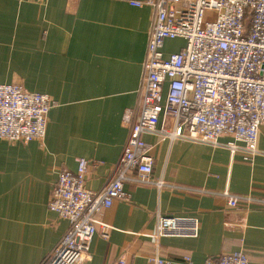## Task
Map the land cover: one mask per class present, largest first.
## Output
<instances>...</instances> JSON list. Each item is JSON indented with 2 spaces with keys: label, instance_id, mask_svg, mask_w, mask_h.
I'll use <instances>...</instances> for the list:
<instances>
[{
  "label": "crops",
  "instance_id": "0c3cea01",
  "mask_svg": "<svg viewBox=\"0 0 264 264\" xmlns=\"http://www.w3.org/2000/svg\"><path fill=\"white\" fill-rule=\"evenodd\" d=\"M132 1L0 0V83L54 100L43 140L0 139V264H39L66 231L68 221L48 207L59 168L75 172L78 158L87 159L89 190L115 175L154 14ZM170 41L165 55L178 49ZM162 125L172 129L173 121L161 119L157 129ZM142 138L152 145V176L174 187L124 182L130 200L114 199L102 211L110 229L103 236L97 226L88 264H117L123 253L127 264H185V257L204 264L232 251L264 264V128L252 160L242 147L230 152V136L211 144L162 138L159 131ZM225 190L261 201L231 208ZM160 215L195 216L199 233L154 238Z\"/></svg>",
  "mask_w": 264,
  "mask_h": 264
},
{
  "label": "built area",
  "instance_id": "2783aa9c",
  "mask_svg": "<svg viewBox=\"0 0 264 264\" xmlns=\"http://www.w3.org/2000/svg\"><path fill=\"white\" fill-rule=\"evenodd\" d=\"M154 9L143 61L140 95L123 121L128 135L116 163L115 175L99 190L85 187L89 161L78 158L77 169L61 167L51 189L48 207L68 227L49 255L39 264H88L90 243L97 226L107 236L110 226L102 211L114 199L130 200L124 182L172 186L152 176V145L144 133L159 131L162 138L217 143L230 136L227 147L252 160L259 128H264V0H134ZM205 11L216 14L203 21ZM166 40H182L165 55ZM54 100L17 83H0V139L9 142L43 140L47 116ZM169 117L172 129L159 121ZM241 142L242 145L238 143ZM179 187V186H176ZM191 189V188H187ZM228 207L261 201L251 196L220 193ZM199 220L189 215H160L154 238H193ZM156 262H161L153 258ZM185 264H190L185 257ZM117 264H127L125 253ZM204 264H248L243 251L221 254Z\"/></svg>",
  "mask_w": 264,
  "mask_h": 264
},
{
  "label": "rangeland",
  "instance_id": "374dc122",
  "mask_svg": "<svg viewBox=\"0 0 264 264\" xmlns=\"http://www.w3.org/2000/svg\"><path fill=\"white\" fill-rule=\"evenodd\" d=\"M215 16H216V14L214 12L205 11V13L203 15V21L213 20L215 18ZM182 43H183L182 40H174V41H170V43L168 44V46L170 47L171 50H175Z\"/></svg>",
  "mask_w": 264,
  "mask_h": 264
}]
</instances>
